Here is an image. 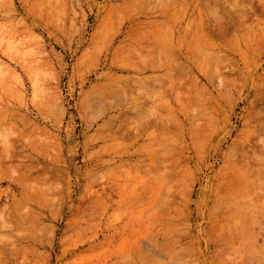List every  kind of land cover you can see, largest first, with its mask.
<instances>
[{
    "label": "rangeland",
    "instance_id": "obj_1",
    "mask_svg": "<svg viewBox=\"0 0 264 264\" xmlns=\"http://www.w3.org/2000/svg\"><path fill=\"white\" fill-rule=\"evenodd\" d=\"M0 264H264V0H0Z\"/></svg>",
    "mask_w": 264,
    "mask_h": 264
},
{
    "label": "bare ground",
    "instance_id": "obj_2",
    "mask_svg": "<svg viewBox=\"0 0 264 264\" xmlns=\"http://www.w3.org/2000/svg\"><path fill=\"white\" fill-rule=\"evenodd\" d=\"M209 10V9H208ZM204 11V10H203Z\"/></svg>",
    "mask_w": 264,
    "mask_h": 264
}]
</instances>
